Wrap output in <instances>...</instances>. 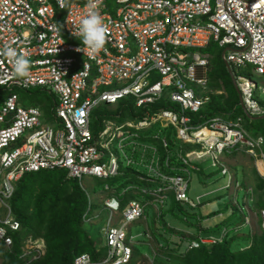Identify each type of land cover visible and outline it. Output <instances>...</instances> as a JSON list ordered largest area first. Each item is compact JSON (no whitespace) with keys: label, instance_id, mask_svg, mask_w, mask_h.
Wrapping results in <instances>:
<instances>
[{"label":"built area","instance_id":"2783aa9c","mask_svg":"<svg viewBox=\"0 0 264 264\" xmlns=\"http://www.w3.org/2000/svg\"><path fill=\"white\" fill-rule=\"evenodd\" d=\"M66 3L70 15L59 0H0V53L11 47L31 61L30 79H19L11 58L0 54V248L16 255L14 235L22 223L11 201L17 183L29 173L63 169L88 196L84 223L92 225L101 214L105 217L100 228L104 242L95 248L96 258L81 252L71 264H140L133 262L137 237L131 232L132 223L145 224L142 235L156 256L165 243L153 238V216L162 230L161 217L168 203L174 200L187 210L203 203L188 194L190 169H198L192 166L191 156L210 155L213 165H220L228 175L222 154L243 152L252 157L264 179V135L250 134L243 115L232 120L201 113L210 101L203 93L210 63L205 50L215 41L225 49L224 60L245 114L264 115V107L254 97L258 84L234 72L252 65L255 74L264 76V0H96L106 42L95 54L77 51L82 45L76 29L90 10L88 0ZM197 66L203 67L202 78H197ZM192 82L202 86L201 93L191 87ZM18 88L49 92L51 122L44 121L39 104H23ZM125 100L132 103L125 110L129 120L118 124L113 115L105 118L100 112L99 127L93 126L95 106ZM154 123L174 128L178 140L200 148L186 154L182 147L174 149L166 136L152 133ZM115 142L124 158L122 165L111 151ZM125 169H132L136 180L123 190L106 183L99 190L101 209L91 215L93 198L83 178L108 180L123 175ZM128 192L134 197L122 208L121 199ZM248 193L253 194L250 187ZM259 215L264 229V208ZM228 234L226 229L220 238H189L184 251L220 243ZM166 237L170 248L185 239ZM19 239L24 264H34L46 255L43 238Z\"/></svg>","mask_w":264,"mask_h":264},{"label":"rangeland","instance_id":"374dc122","mask_svg":"<svg viewBox=\"0 0 264 264\" xmlns=\"http://www.w3.org/2000/svg\"><path fill=\"white\" fill-rule=\"evenodd\" d=\"M113 1L114 0H112V2ZM70 40L74 41V39ZM224 50L225 49L220 48L215 41H212L209 47L206 49V52L210 57V64L208 66L207 72L208 77H211V75H213V77L216 76L218 69H220L219 55L222 54ZM234 72L237 76L251 78L258 84L259 88L254 91V97L261 105L264 106V76L255 74L253 72L252 65L244 66L238 69L234 68ZM190 85L197 93H201V85H198L195 82L190 83ZM228 88L229 87L225 88L224 84L218 81V85H216L215 82L213 83V86L207 84L206 88L203 89V93L210 96V101L211 99L213 100V95L214 98L219 97L221 102L225 105V107H227L229 106V104L233 103L234 100L231 96V89L229 90ZM17 92L22 98V102L24 105L30 106L32 104H39L45 114L44 121L51 122L53 101L48 91L42 90L40 88L25 91L18 88ZM238 95L240 99V94L237 92V96ZM121 104L122 102H119L117 105L115 104L109 106L101 103L98 106H95L92 114L93 125L98 123L99 127V120L96 121V116L99 115L100 112L105 118H109L113 115V118L118 124L124 123L129 120L127 111H125L127 110V108H123ZM116 113H119V117L115 115ZM236 113L240 114V108L236 110ZM238 114L234 113L229 118L225 117L226 115H223V117L225 119L235 120ZM242 115L244 116V114ZM195 116L197 117V115ZM251 119L253 120V123H249V119L244 116V126L249 131V133L252 135H257L259 134V132H263V128L258 126H262L264 124V115L258 117L251 116L250 120ZM101 129L102 128H99V130ZM150 130L152 131V133H158L162 136H166L168 140H170V143L174 149H179L180 147H182L184 154H186L188 151L200 148L199 146L193 144H185L182 141L178 140L175 136V130L172 127L163 128L160 123H154L150 127ZM127 150L130 151V148H128ZM111 151L119 156V162L122 165L124 163V158L121 155L116 142L111 146ZM221 158L222 160H225L226 165L229 168L228 175H224L222 173L220 165H213V161L210 155H206L201 159L197 158L196 156H191L190 162L192 166L197 167L198 169H190L191 174L189 178L188 194L192 199H196L198 196H200L202 198L203 204L198 206L196 209L188 208V212L186 214L183 211H176L178 212V216H176L173 214V211H170V208L173 204L172 202L171 204L168 203V206L163 212V215H165V220H167V222H169L172 226L176 227L179 230L187 231L185 232V235H182L180 231H175L174 228L169 227V225L167 226V222L164 221L166 232H168L169 236L172 237V239H178V236L180 235L185 238L182 239L183 248L187 247L188 242L186 240L192 238L190 236L191 234H198L199 232H201L200 225L202 227L209 228V230H206L203 233L204 236H213L215 238H220L225 228L231 229L229 235L232 236L234 232L233 226L238 223L242 224L244 222V214L245 217L249 214L250 215L249 219H246V224H243L241 226L240 232H250L251 234H254L262 232L263 230L259 218L260 208L257 206V199L260 194V190L258 189L259 181H257L256 176L259 174L258 172H256L252 157L243 152L233 155H227L225 152L224 154H222ZM230 176H232L231 184ZM260 179L264 182V179L261 176ZM236 182H239L240 186H236ZM83 183L86 186V190L93 198V207L91 212V215L93 216L98 214L99 210L101 209L102 193H100L99 190H102L103 186L106 183L116 186L119 190H123L125 185L124 178L121 175L116 178H110L108 180L99 179L92 176H85L83 178ZM249 187L253 190V194L251 195L252 197L248 193ZM11 205L13 208H16L17 206L14 200L11 201ZM153 210V207L149 206L148 212L151 215H153ZM191 212H194L193 216L190 215ZM210 213H214L215 217H209ZM185 215L188 217V220L185 219ZM104 218V214H101V218H96L91 226L88 225V223H85V227L87 229H90L93 236L97 237V239H100L99 241L102 244L104 242V238H102V236L100 235V228ZM130 228L132 234L137 237L135 250L137 256L139 257H137V260L140 264H174V261L168 257L169 254L166 250H161L159 253H157L156 256H154V252H152L151 247L146 242V237L142 235L144 229L146 228L144 223L134 222L132 223ZM27 233L28 232H23L24 235L21 236H23L24 238L31 237L33 239H36L33 234ZM19 237V234L14 235L15 241L17 240V242L20 243ZM37 238L43 237L40 236ZM243 244L250 245V240H237L234 243L233 248L240 249V247H242L241 245ZM0 251H4V249L0 248ZM15 252L16 255H13L15 259L14 263H18L19 260V264H24L23 260L20 259V255L23 253V251L21 250V243L20 248H15ZM0 259H5V255L0 253Z\"/></svg>","mask_w":264,"mask_h":264},{"label":"trees","instance_id":"16d2710c","mask_svg":"<svg viewBox=\"0 0 264 264\" xmlns=\"http://www.w3.org/2000/svg\"><path fill=\"white\" fill-rule=\"evenodd\" d=\"M223 52L219 55L220 69H218L215 77L213 75L208 77L207 84L213 86L215 82L218 85V81H220L225 88L229 87L228 89H231V96L234 99L233 103L225 107L220 98H214L213 95V100L211 99L204 106L201 113L206 117L226 115L225 117L229 118L234 113L238 114L236 110L240 108V114L237 116L244 114L249 119V123H253V120H250V117L242 111L241 100L239 95L237 96V88L226 63H224L225 61H223ZM163 104L167 103L163 102ZM121 106L129 110V107L132 108V103L130 100H125L122 101ZM98 120L100 123L101 119L97 115L96 121ZM93 126L97 128L98 123ZM258 127L263 128V132H259V134L264 135V124ZM121 176L124 178V186L136 180V175L133 174L132 169H125ZM256 177L259 181L258 189L260 190L257 206L261 209L264 208V182L261 181L259 175ZM131 197H134V194L128 192L121 199L122 208L126 206L127 200ZM13 200L17 204L16 208H13L15 216L22 223L19 235L28 232L36 238L41 236L46 241V255L34 264H71L73 258L81 252H88L94 257L97 256L95 248L100 244V239L93 236L91 230L85 227L83 220V215L88 206V196L78 180L70 179L67 176L66 170L40 171L24 175L17 184ZM170 209L176 216H178L176 211H183L185 214L188 212L184 206L174 200ZM190 215L193 216L194 212H191ZM164 217L165 215L162 216L161 223H164ZM185 217L188 219L186 215ZM151 231L156 242L165 243L164 248L157 250L159 252L161 250L168 251V257L174 261V264H264V229L262 232L254 234L250 232H240L232 236L228 234L220 243L202 244L199 248L186 251H184L182 243H176L177 247L170 248L171 240L165 237L161 229H158L155 216L151 219ZM181 234L185 235L186 233L181 232ZM192 238H196V236ZM241 239L250 240V245L243 249H234V243ZM16 247L17 249L20 248V243L17 240L14 249ZM0 253L5 255V259H0V264H19V260L18 263H14L13 254L7 251H0ZM137 257L135 251L133 262L137 261Z\"/></svg>","mask_w":264,"mask_h":264},{"label":"clouds","instance_id":"9594fccd","mask_svg":"<svg viewBox=\"0 0 264 264\" xmlns=\"http://www.w3.org/2000/svg\"><path fill=\"white\" fill-rule=\"evenodd\" d=\"M59 4H60L61 9H65L67 7L68 14L69 15L71 14V9L70 7H68L66 0H59ZM86 7H88L90 10L85 14V17L80 21L79 26L76 29V31L79 34V41L82 45V48H78L77 51H81V50L84 51V49H87L91 53L95 54L101 51L105 46L106 28L103 23L101 15L99 14L98 11H96V8H97L96 0H88V4L86 5ZM0 54L8 58H11L12 64H13V71L17 78L30 79L29 73H30L31 61L29 58H27L23 54H17V52L11 47H6ZM247 218L248 216L245 217V214H244L245 223L243 224H246ZM259 218H260V215H259ZM164 221L167 222V220L165 219ZM260 223H261V220H260ZM161 224L163 225L162 232L166 237V235H168V232H166L164 223H161ZM166 225L167 226L169 225V227L174 228L175 231L177 230L180 232H184L172 226L169 222H167ZM190 236L195 237V235H190ZM197 237L198 236H196V238ZM182 241L183 240L181 239L180 242L182 243Z\"/></svg>","mask_w":264,"mask_h":264},{"label":"crops","instance_id":"0c3cea01","mask_svg":"<svg viewBox=\"0 0 264 264\" xmlns=\"http://www.w3.org/2000/svg\"><path fill=\"white\" fill-rule=\"evenodd\" d=\"M198 197H200V196H198ZM200 199L202 200V198L200 197ZM203 204V203H202ZM217 214V213H216ZM250 215V214H249ZM249 215H248V219H249ZM210 216H213V217H215V215H214V213H210L209 214V217ZM243 223H245V219H244V222ZM243 224H236V225H234L233 226V228H234V232H233V235L234 234H237V233H240V228H241V226H242ZM248 226H249V224H248ZM217 227V226H216ZM250 228V227H249ZM200 229H201V232H199L198 234H191V235H195V236H198V235H203V233L206 231V230H209V228H207V227H202L201 225H200ZM228 230L229 232H230V230L231 229H228V228H225L224 230ZM223 230V231H224ZM181 231H184V230H181ZM184 232H187V231H184ZM242 247H240V249H243V248H245V247H248L249 246V244H243V245H241Z\"/></svg>","mask_w":264,"mask_h":264},{"label":"water","instance_id":"95a60500","mask_svg":"<svg viewBox=\"0 0 264 264\" xmlns=\"http://www.w3.org/2000/svg\"><path fill=\"white\" fill-rule=\"evenodd\" d=\"M224 54H225V51L223 52V58H224ZM226 65H227V67H228V69H229V66H228V64L226 63ZM202 69H203V67H201V66H197V68H196V72H197V78H202ZM229 71H230V74H231V76H232V78H233V74H232V72H231V70L229 69ZM233 81H234V78H233ZM237 91H238V93H239V90L237 89ZM240 94V93H239ZM240 99H241V95H240ZM241 105H242V107H243V103H242V99H241ZM243 109H244V107H243Z\"/></svg>","mask_w":264,"mask_h":264}]
</instances>
